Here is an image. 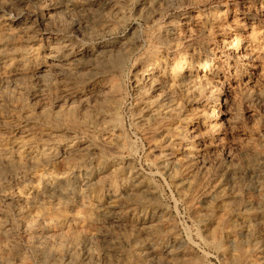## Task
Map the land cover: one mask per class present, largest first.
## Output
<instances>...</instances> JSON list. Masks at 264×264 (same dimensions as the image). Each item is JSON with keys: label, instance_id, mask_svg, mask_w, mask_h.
I'll list each match as a JSON object with an SVG mask.
<instances>
[{"label": "bare ground", "instance_id": "6f19581e", "mask_svg": "<svg viewBox=\"0 0 264 264\" xmlns=\"http://www.w3.org/2000/svg\"><path fill=\"white\" fill-rule=\"evenodd\" d=\"M46 1L0 0V97L16 101L14 105L20 108L14 120H0V126L16 132L0 135V197L9 208L0 207V264H32L25 249L47 263L100 264L107 258L109 264H190V251L175 252L170 243L174 237L170 242L161 238L170 229L169 213L158 204L150 177L132 161V144L122 130L127 54L113 55L115 46L109 42L90 47L62 36L67 12H85L90 5L101 10L111 1ZM165 1L171 0H137L140 12L153 21L160 17ZM239 3L249 10L234 16L232 23H223L221 13L209 8L181 11L168 21L170 26L156 38L174 52L167 56L168 51L152 48L132 65L133 122L143 133L158 172L168 175L181 196L197 200L193 214L216 254L226 264H264V183L259 165L264 151L253 142L245 150L253 160L248 169L256 181L244 184L247 196L239 197L238 208L230 202L236 184L230 179L242 167L224 166L222 174L229 181L198 182L209 171L205 152L225 148L229 140V129L222 125L217 109L229 100L223 83L232 80L237 91H243L264 70V32L256 29L258 22H264V0ZM251 7L256 12L253 16ZM111 9L102 12L105 25L92 22L87 32L98 35L122 24L123 8L111 5ZM194 27L208 40L177 51ZM137 41L131 43L133 48ZM28 77L41 81L39 87H31L35 99L45 100L36 107L17 93L2 90L8 84L4 80L19 83ZM193 161L201 164L200 171L193 170ZM2 170L9 174L2 176ZM77 204L80 210L63 211L64 205ZM105 222L138 225L148 237L141 240L133 229L118 236L109 229L87 232ZM98 239L104 247L97 250ZM81 247L84 257L79 256Z\"/></svg>", "mask_w": 264, "mask_h": 264}, {"label": "rangeland", "instance_id": "374dc122", "mask_svg": "<svg viewBox=\"0 0 264 264\" xmlns=\"http://www.w3.org/2000/svg\"><path fill=\"white\" fill-rule=\"evenodd\" d=\"M48 1H50V2H48ZM51 1L52 0H47L46 4H50ZM102 1H105V0H102ZM109 1H111L110 3L113 6L122 7L124 12L126 13L125 21L122 24L114 25L113 31H110V32H107V31L104 32L103 31L101 33H98V35L97 34H91V33L87 32L86 29L90 25H92V22H95L97 25H100V26L105 25L107 23V21H105V19H106L105 16H102L103 15L102 12L108 13V12L112 11L111 5L101 8V10L98 9L96 7V5H90V8L85 12H81V13L67 12L66 17H65V15H63L64 17L62 20V24L64 27H62V36L70 38L72 41L76 42L77 45L78 44H84L85 46H90V47L91 46H100L105 42H109L115 46L114 51L112 53L113 55H123V54L125 55V54H127V56L125 55L124 62H123L124 69H125V72H124L125 76H124V82H123L124 104H123V107L121 109V121H122L121 125H122V130H123V133L125 135V138L128 140L129 143L132 144V152H131L132 153L131 155H133L132 161L134 163L136 162L135 164H136V167L138 170H140L141 172L147 173V175L150 177L151 182L155 185L157 192H158V198H157V201L159 200L158 204L161 205L165 210H167L166 211L167 213H169L167 215L168 221L166 223H168V226H170L171 230L169 229L168 233L166 232L167 234L162 233L161 238H164V240L166 242H170L172 240V239H170V237L173 236L175 241L170 242V243H172L171 245H172V248L175 249V252L190 251V253L192 255V259H191L190 264H202L203 262H204L203 264H226L227 261H225V259L219 257L216 254V250L213 248V246L206 240L207 238L205 237V235H204V233L200 227V223L197 220V218L195 217V215L193 214V208L198 206L197 200H195L194 198H191V197L186 198V197L181 196L176 191V189H175L174 185L172 184V181L168 177V175H165V174L158 172L159 170L154 163L153 153L151 152V154H150V149H149L147 141L145 140L143 133L140 130H138L137 126L133 122L134 104H135L136 99H135L134 86L129 79V77H131L129 75H131V73H132L133 63L136 60H142V58H144V56L147 53H149L148 52L149 49H152V48L161 49V50L165 51L164 53H166V51H168L167 56L168 55L170 56L174 52L173 49L168 48L167 44H166L167 46L165 44H162V42H160L156 38V36L159 33L165 31L166 28H168L170 26L169 22L171 20H175L176 16H178L181 11H186L189 9H192L193 11H197V10L208 11L209 9L211 11L216 10V12H218L217 13L218 15H219V13H221L220 15L222 16V22L223 23H230V22L232 23L233 21H231V20H233L234 16H236V18L238 16H242L244 14V12L245 11L247 12L249 9H247V7H245V5L243 6L241 3H239L241 0H177V1L171 0L169 2L165 1L162 3L161 9H160L162 13L160 12L161 13L160 17L157 16L155 18V20L153 21L152 20L153 18L151 20H149V18L145 16V12H143V11L140 12V10H139L140 7L138 5L137 0H109ZM28 3H29L28 4L29 7L34 5V3L31 1H29ZM89 4H92V3H90V0H89ZM254 10L255 9L253 7H251L250 12H251L252 16L256 14V12ZM73 13H75L76 15ZM92 14H94V15H92ZM75 18H77V19H75ZM228 19H230V20H228ZM83 20H84V22H83ZM77 26H78V28H77ZM256 27H257L256 28L257 30H262L264 32V22H262V21L260 23L258 22ZM197 28L194 27L193 30L190 31L191 33L187 32V34L189 35L188 36L189 38H187V40H185L184 42L182 41L180 43V46H179V48H177V51L178 50L179 51L185 50L190 45H191L190 47H198L200 45V43L202 45L205 40L206 41L208 40L207 37L205 38L204 34L200 33V31L198 30L199 28L198 29ZM63 29H64V31H63ZM152 37L153 38L155 37V38L153 39ZM134 41H137V43H138L136 48H133L132 44H131ZM156 41L159 44L154 43ZM187 41H190V43ZM201 41H203V42H201ZM183 43L185 45H183ZM126 44H128V45H126ZM161 44L163 46H161ZM139 45L141 47L140 49H139ZM187 45H188V47H187ZM146 49H147V51H146ZM164 55L166 56V54H164ZM138 58H140V59H138ZM261 72H262V70L260 69L258 71L259 74L256 75L257 77L255 76L254 77L255 79L253 78V82L249 83V86L246 88L247 90L244 88L243 91H240V90L237 91L238 86L236 85L235 82H232V80L231 81L228 80L227 82L223 83L224 84V85H222L223 89H222V87H221V89H222L223 93L224 92H226L227 94L229 93L228 94L229 100L225 104L221 103L217 107V109L219 110V112L221 111L220 112V121H223L222 125L224 127L225 126L228 127V129H229L228 130L229 136L227 137V139H229V140H226L225 148L224 147H216V148H212L213 151H212V149H209V151L207 150L205 152V156H204L205 160L204 159L203 160H204V162H206L207 170H209V171L205 172V175L203 176V178L200 177V179H198V182L202 185L216 183V181L220 178H225L227 181H229L228 178L226 176H223V174H222L223 168L228 166V163H233L235 166L238 165L237 167H240V168L242 167L241 170L237 172L240 174L236 173L234 176H232L233 179L229 178L230 182L232 184L236 183V184H233L234 189L230 191V202L233 205L235 204L234 206L237 208L239 205V197L240 196H244V197L247 196L246 195L247 193L244 190V184L247 182L252 184L256 181V177H255L256 175L253 172L249 171L250 169H248V166L251 165L250 162L253 160L250 159L251 158L250 154H248V155L245 154V150L248 148V146H251V145H253V143H256V145L261 150L264 151V143H263L264 142V132H263L264 131V70L262 73ZM22 79L19 80L20 81L19 83H17L18 81L13 82L12 79H11V81H10V79L4 80L3 84L4 85H5V83H8V84H6L7 87L2 88V90L8 89L11 92V94H14V95L17 93L20 97L25 99V101L27 102L28 105H30V107H36V104H38V102L45 101V100H43L44 97L41 98V96L38 99H35L34 96L36 95V93L33 91V89H31V87H33V88L39 87L41 84L40 80H36V78L30 79V77H28V79L27 78H22ZM32 79H34L35 81L34 80L32 81ZM26 84L28 86L31 85L30 88L27 89L26 87H28V86ZM229 84H232V85H229ZM36 85H38V86H36ZM234 85H236L237 87L235 86L236 88H235L234 92H231L234 89L233 88ZM231 86H232V88H231ZM18 89L20 92L22 91L21 95H20ZM29 90H31V91H29ZM32 92H34V93H32ZM24 95H25V97H24ZM0 100L2 101V102L0 101V105H1L0 106V120H2V119L3 120L7 119L6 121L14 120V118H13L14 114L17 112L18 109H20L16 105H14V104H17V102L16 101L13 102V101H10L7 99L4 100L2 97H0ZM38 100H40V101H38ZM41 100H43V101H41ZM11 103H13V104H11ZM231 118L234 121L231 120ZM229 119L233 122H231ZM43 128H44V126L42 125L39 129H43ZM232 128L234 131L231 130ZM258 131L259 132L261 131V133H259ZM4 133H7V135H5ZM9 133H11V134H9ZM13 133L14 134L16 133L15 130L0 126V135L10 136V135H13ZM21 134L22 133H19L18 135H21ZM233 134H234V136H233ZM230 141L233 144H231ZM230 144L232 145L231 147L229 146ZM226 146H227V148H226ZM244 147H246V148H244ZM221 149H223L222 150L223 152L221 151ZM228 149H230L231 152L228 151ZM234 149H236V150H234ZM227 152L230 155H228ZM224 154H226V155H224ZM262 162L263 163L259 164L260 163V161H259V163H257V164H259V165H261V167H263V170L261 169V174H262L261 178H262V181L264 183V161H262ZM192 163H194V164H192ZM191 166L193 167L194 171H200V169H201V164L196 162V161L191 162ZM221 168H222V170H221ZM1 174H2V176H6L7 174H9V172L7 170H2ZM246 178H247V180H246ZM12 184H14V183H12ZM241 187H243V188H241ZM192 199H194V200H192ZM188 202L191 204H189ZM0 205H1L0 207H2V208H5V209L8 208L5 199L2 197H0ZM78 209L79 210L81 209L80 205H78V204L77 205H71V206L64 205L63 211L65 210V211L71 213V212L78 211ZM127 209L128 208H123V209H121V211L127 210ZM55 211L56 210H54V212ZM218 213H220V211ZM9 217L12 218L11 214L9 215ZM104 229H109V231L114 236L123 235V234L126 235V234L131 232V229H133L134 232L140 237L141 240L144 241L148 237L147 233L145 234L144 229H142L138 225H135V226H128V225L119 226L117 224H113L110 222H105L99 226L93 225L90 229H88L87 232L96 233L97 231L104 230ZM116 234H118V235H116ZM224 238H226V237L225 236L221 237V242H223V243H225ZM19 242H20V244H22V241H19ZM96 242H98V243H96ZM95 243L98 245V246H96L97 250L101 246L104 247L102 239L96 240ZM244 245H245V248L249 247L247 243ZM123 249H127V247H123ZM25 251H26V254L28 255V256L26 255L27 259L30 260V262L32 264H52V263L58 264L54 260H51L48 263L46 261H44V262L40 261V259L36 256V254L32 250L25 249ZM83 251H84L83 247H81V249L79 250V256L84 257ZM162 258H164V257H162ZM228 260L230 261V257H228ZM194 261H195V263H194ZM99 263L100 264H109V259H107V258L103 259L102 258L99 261ZM64 264H68V261H65Z\"/></svg>", "mask_w": 264, "mask_h": 264}]
</instances>
